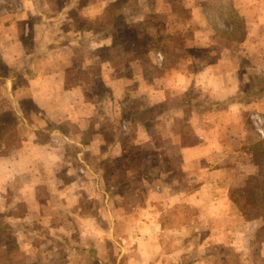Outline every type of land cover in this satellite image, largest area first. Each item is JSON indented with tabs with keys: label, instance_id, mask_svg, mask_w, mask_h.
Returning <instances> with one entry per match:
<instances>
[{
	"label": "crops",
	"instance_id": "crops-1",
	"mask_svg": "<svg viewBox=\"0 0 264 264\" xmlns=\"http://www.w3.org/2000/svg\"><path fill=\"white\" fill-rule=\"evenodd\" d=\"M21 1L19 11L0 9V264H115L103 261L97 200L90 199L117 187L115 160L127 164L136 155L130 147L139 151L133 171L143 172L145 203L130 214L102 203L105 240L119 237L115 219L131 228L144 208L140 230L128 231L137 240L133 264L152 257L153 264H182L183 246L184 264H264V136L253 119L264 123V0H139L137 17L127 18L150 20L147 30L183 48L171 64L147 48L152 70L141 58L99 54L118 46L115 28L98 26L114 0L73 9L77 0L58 8L53 0L41 7ZM118 10L126 16V7ZM29 30L32 51L24 46ZM71 47L85 48L72 83ZM82 163L88 183L67 182ZM88 185L90 198L80 197ZM73 186L81 194L69 198ZM243 192L256 199L241 203ZM89 200L94 205L82 215ZM245 206L260 213L247 216ZM77 220V231L69 229Z\"/></svg>",
	"mask_w": 264,
	"mask_h": 264
},
{
	"label": "rangeland",
	"instance_id": "rangeland-1",
	"mask_svg": "<svg viewBox=\"0 0 264 264\" xmlns=\"http://www.w3.org/2000/svg\"><path fill=\"white\" fill-rule=\"evenodd\" d=\"M67 0H53V7L54 8H58L60 5H63ZM85 1L88 0H81V1H76L75 4H71V9H73L74 6L78 7L80 6L81 3H84ZM34 5H36L37 7H41L44 4V0H34ZM28 4L29 0H28ZM24 3L21 0H0V9L2 10H17L19 11L20 8L24 7ZM143 5V4H142ZM141 3H139V0H114L113 2H110L107 7H108V11L106 12V14H104L101 18L100 21H98V26L102 27L104 29V32L107 31H112V28H115L114 32V42L117 43V47L114 48V50L112 51H106L107 49H99V54L105 58H112L113 61L115 60H119L121 58H126V59H134V58H141L145 68H148L149 70H152L151 67L148 66L147 62L149 61L148 58H146L144 52L147 48H150L151 50L154 49L155 56L159 61H163V53H166L168 55V62H172V58L175 59L174 54L177 53H182V49L180 46H177V44L174 46H172L171 44H169V42H167L164 39H167L166 36H159L158 32L156 34V32H154L153 30H147V23L151 22L150 20H146V25L142 23V21H133V19L131 18H127V16L130 17H137V12L140 10V7H142ZM122 7H126L127 9V14L126 16H123L120 12V10H118V8H122ZM75 8V7H74ZM182 12V11H181ZM70 14L76 18V21L78 22V25L81 27H85L88 25L87 22H85L83 19H80L78 17H76V15L74 14L73 11H70ZM122 18H126L127 24H124L122 22ZM163 18V17H162ZM40 17L37 16H33L32 19L30 20V22H36L39 21ZM159 19V18H158ZM34 30H29L28 34L24 37V42H25V50L26 51H32L33 49V41H31V36L33 35ZM155 33V34H154ZM70 35H67V37ZM176 38L179 40L180 38L178 36H176ZM27 39V40H26ZM67 49V48H66ZM177 49V50H176ZM24 50V51H25ZM84 47H79V48H74L71 47L70 49H67L68 54H72V58H71V62L69 63L70 65V71L68 73V79L72 81L77 78V69L75 67H78V65L80 64L82 57L84 54ZM181 50V52H180ZM41 51V49H40ZM73 52V53H72ZM162 55H161V53ZM154 54V53H153ZM24 55V54H23ZM154 56V55H153ZM19 58H22V56H20ZM171 64V63H170ZM21 68V67H20ZM75 68V69H74ZM5 72V67L0 64V73ZM81 79L85 78L84 74H82L80 76ZM18 84H22L23 80H21V77H19L18 79H16ZM102 92V91H101ZM130 111H127L126 114V118H122L124 122L123 125L127 126V123H129V119L127 117H132L131 114H129ZM256 118H260L261 120V128L263 130V135L260 134L261 136H264V129H263V120L261 118L260 115H254L253 119L256 121ZM127 128V127H126ZM183 131L185 130L184 128H182ZM43 137V136H40ZM39 137V138H40ZM191 136L188 135V139ZM18 139L20 140V138L18 137ZM258 148L260 149V153L264 155V141L263 143H260ZM73 149H69V152H72ZM130 152H132L133 154H136L133 156H131L129 159L125 160L127 162V164L123 163V161H121L120 159H116V167H118L117 169V175L114 178V183L115 185H117L116 188L113 189L112 192L108 193V195L105 192L100 191L99 196L95 197V195L92 197L93 200L94 198L97 200L96 206H97V211L99 212V216H98V220H97V227L99 230V236L102 237V240H99V247L102 249V251H105V256L103 261L104 262H113L115 264H133L132 261V257L134 256V254L136 253V246H137V240L134 236V234H132V239L129 238V229L132 232V228H134L135 230H140V228L142 227V225H140L139 223H137L136 225V219L137 217L140 215L142 216V218L144 219L145 217H147L149 214L147 213V211L142 208L140 210V212L135 213V220H129L131 222V228H130V224L127 222H114V234L118 235L119 237L116 239H107L105 240V238L109 235V229H108V225L109 223L107 222V219H105L104 217H102V215H100L101 213H105V208L104 206H101V204L104 202H112L113 206L115 207L116 205H118L119 207H123L122 209L124 210L123 213H129L132 211V207H135L136 205L140 204L143 205L145 203L144 200V194L147 193L145 192L144 188H140L142 186V184H144V181H142L141 177L143 172L141 170H138V168L133 171V166L138 165V153L139 151L137 150V147H130ZM148 152V151H147ZM177 155L175 154L174 157L172 159L177 160ZM82 162V161H81ZM154 161H151V163H153ZM83 166L79 167L76 169L77 172L75 173H71L69 174L68 178H67V182L69 181H77V183L82 184L84 183L86 185V183H88L86 181L87 177H82L85 175V172L87 170V166L85 167L84 163H82ZM72 165L75 167V162H72ZM130 166V167H129ZM129 167V173L126 174L125 170ZM126 168V169H125ZM131 171H133L134 173H132ZM174 175H179L180 177V172L179 169L174 170L173 172ZM82 177L83 180H81L80 178ZM151 179V178H150ZM148 180V179H147ZM74 188L72 190H70L67 193V196L69 198H72L76 195L80 196L81 191L77 190V188L75 186H73ZM87 191H84L83 195H81L80 197L82 198H90L89 196L91 195V193L89 192L90 190H92L93 188L89 189V185L87 186ZM142 189V190H141ZM55 194V193H54ZM241 198L237 197L239 200H241V203H244L246 200L248 202H250L249 200H255L256 196H255V192H243L241 193ZM106 195V196H105ZM57 196V195H55ZM90 200L85 204L86 208H84L85 210L83 211L82 215H88L89 213V207L92 205H94L93 202H90ZM252 201V202H253ZM248 202H245V204H247ZM71 206H75V203L72 204ZM93 208V206H92ZM243 211H245V213L247 214V216H253L255 214L260 213V208L255 207V206H245ZM79 212V211H78ZM92 213H93V209H92ZM152 213V212H151ZM263 213H264V208H263ZM139 214V215H138ZM152 215V214H150ZM87 220L92 221V219L87 218ZM145 220V219H144ZM92 223L95 224V220L92 221ZM67 226L69 229H75L77 231V228L79 226L78 220L72 223H67ZM75 226V227H74ZM36 235V234H34ZM122 235H125V240L127 242V244H123V242H121L120 237ZM128 237V239H127ZM108 238V237H107ZM167 246L169 247V242L167 243ZM166 246V247H167ZM132 249H135L134 251H131ZM167 249V248H166ZM125 250V251H123ZM185 247H181L179 249L178 252V256L181 257V262L182 264H184L188 259L185 257ZM124 254V255H123ZM129 255V256H128ZM231 259H233L232 254L230 255ZM100 259V257H98V260ZM154 257L151 258V262L153 264L154 262ZM84 264V261H83ZM85 264H94V261H91L89 258L85 260Z\"/></svg>",
	"mask_w": 264,
	"mask_h": 264
},
{
	"label": "built area",
	"instance_id": "built-area-1",
	"mask_svg": "<svg viewBox=\"0 0 264 264\" xmlns=\"http://www.w3.org/2000/svg\"><path fill=\"white\" fill-rule=\"evenodd\" d=\"M255 122H256V125H257L258 132L263 135V130L261 128V120H260V118H256Z\"/></svg>",
	"mask_w": 264,
	"mask_h": 264
},
{
	"label": "trees",
	"instance_id": "trees-1",
	"mask_svg": "<svg viewBox=\"0 0 264 264\" xmlns=\"http://www.w3.org/2000/svg\"><path fill=\"white\" fill-rule=\"evenodd\" d=\"M144 169V168H143ZM146 169V168H145Z\"/></svg>",
	"mask_w": 264,
	"mask_h": 264
}]
</instances>
